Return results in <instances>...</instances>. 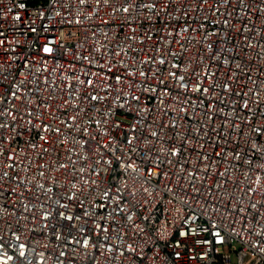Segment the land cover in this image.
Wrapping results in <instances>:
<instances>
[{"label": "built area", "instance_id": "1", "mask_svg": "<svg viewBox=\"0 0 264 264\" xmlns=\"http://www.w3.org/2000/svg\"><path fill=\"white\" fill-rule=\"evenodd\" d=\"M0 264H264V0H0Z\"/></svg>", "mask_w": 264, "mask_h": 264}, {"label": "snow or ice", "instance_id": "2", "mask_svg": "<svg viewBox=\"0 0 264 264\" xmlns=\"http://www.w3.org/2000/svg\"><path fill=\"white\" fill-rule=\"evenodd\" d=\"M45 51H50V49H47V48H46Z\"/></svg>", "mask_w": 264, "mask_h": 264}]
</instances>
